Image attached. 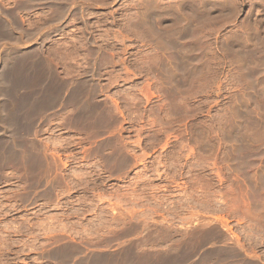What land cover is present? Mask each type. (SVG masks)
Masks as SVG:
<instances>
[{"label": "rangeland", "instance_id": "obj_1", "mask_svg": "<svg viewBox=\"0 0 264 264\" xmlns=\"http://www.w3.org/2000/svg\"><path fill=\"white\" fill-rule=\"evenodd\" d=\"M0 30V264H264V0H0Z\"/></svg>", "mask_w": 264, "mask_h": 264}, {"label": "bare ground", "instance_id": "obj_2", "mask_svg": "<svg viewBox=\"0 0 264 264\" xmlns=\"http://www.w3.org/2000/svg\"><path fill=\"white\" fill-rule=\"evenodd\" d=\"M54 1V0H53ZM67 6V5H66ZM60 9V8H59ZM5 25V24H4ZM4 25H2V31H8L9 29H7L6 28V26H4ZM1 31V30H0ZM155 32H156V29H155ZM2 33H4V32H2ZM157 33V32H156ZM22 65V64H21ZM23 66V65H22ZM1 67V66H0ZM0 69H3V68H0ZM24 69H25V67H24ZM21 71V73L24 71L23 70V67H22V69L20 70ZM4 75H5V73H3V71H2V73L0 72V78H3L4 77ZM24 79V78H23ZM25 83H27V82H25ZM9 86V85H8ZM55 88V87H54ZM63 90V89H62ZM53 98H54V94H53V92H49L47 95H46V97H45V101H44V103H38L37 105H35L34 106V110L33 111H36V110H38V108H42V107H44V106H46L50 101H52L53 100ZM13 99V98H12ZM25 101V100H24ZM13 102V101H12ZM25 102H23L21 105H23ZM13 104V103H12ZM16 105V104H15ZM27 105V104H26ZM17 106V105H16ZM21 107V106H20ZM22 111H23V108H22ZM13 113V112H12ZM15 113V112H14ZM10 115V114H9ZM20 118V117H19ZM19 118H16L17 120L19 119ZM22 119H24V118H22ZM29 119V118H28ZM21 120V119H20ZM26 126V125H25ZM29 128V127H28ZM29 130V129H28ZM7 145V144H6ZM3 148V147H2ZM6 149H11V148H9L8 146H6ZM7 151V150H6ZM9 152L11 151V153H12V155H15L16 156V150H8ZM3 155V154H2ZM6 155V154H5ZM4 155V157H6ZM11 155V154H10ZM7 158V157H6ZM5 158V159H6ZM9 158V157H8ZM1 159V158H0ZM2 160H4V159H2ZM9 160V159H8ZM7 161V160H6ZM20 161V160H19ZM22 161V160H21ZM21 161H20V163H21ZM17 162V161H16ZM4 163V161H0V165L1 164H3ZM2 166H0V168H1ZM3 168V167H2ZM46 169V168H45ZM44 169V170H45ZM1 171V170H0ZM43 175V174H42ZM75 249V248H74ZM68 249H66V251H67ZM71 251V250H70ZM74 250H72L71 252H73ZM79 251V250H78ZM65 252V251H64ZM64 252H62V255H63V253ZM71 252H70V255H71ZM60 253V252H59ZM67 253H69V251L67 252ZM66 253V254H67ZM66 254L64 255L65 257H66ZM73 254V253H72ZM64 256H62V257H64ZM132 256V255H131ZM235 256V255H234ZM70 257V256H69ZM61 258V257H60ZM67 258V257H66ZM99 258V257H98ZM149 258V257H148ZM229 258H230V256H229ZM113 259V258H112ZM111 259V260H112ZM116 259V258H115ZM115 259H114V261H115ZM143 259V258H142ZM141 260V259H140ZM139 260V261H140ZM145 260H146V258H145ZM238 260V259H237ZM80 261H81V259H80ZM150 261V259H148V261H147V263ZM165 261V260H164ZM116 262H117V260L114 262L115 264H116ZM141 262H142V260H141ZM140 262V263H141ZM145 262V261H144ZM143 262V263H144ZM161 262V261H160ZM166 262V261H165ZM164 262V263H165ZM168 262V261H167ZM171 262V261H170ZM231 262V261H230ZM108 263H111L110 261L108 262ZM163 263V264H164ZM142 264V263H141ZM151 264V263H150ZM152 264H161V263H158V262H156V263H154L153 261H152ZM171 264H172V262H171Z\"/></svg>", "mask_w": 264, "mask_h": 264}]
</instances>
